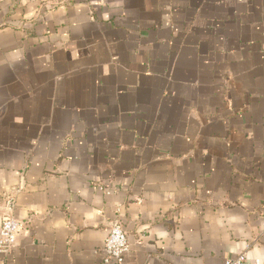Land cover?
Listing matches in <instances>:
<instances>
[{
	"label": "crops",
	"instance_id": "crops-1",
	"mask_svg": "<svg viewBox=\"0 0 264 264\" xmlns=\"http://www.w3.org/2000/svg\"><path fill=\"white\" fill-rule=\"evenodd\" d=\"M8 213L0 264L264 262V0H0Z\"/></svg>",
	"mask_w": 264,
	"mask_h": 264
},
{
	"label": "built area",
	"instance_id": "built-area-1",
	"mask_svg": "<svg viewBox=\"0 0 264 264\" xmlns=\"http://www.w3.org/2000/svg\"><path fill=\"white\" fill-rule=\"evenodd\" d=\"M9 212L15 207L12 198L7 201ZM23 228V222L8 213L0 226V254H8L17 241V237ZM104 252V264H124L127 253L130 250V241L123 224L116 220L112 223L109 233L101 248ZM223 264H264L259 259H251L246 254H240L234 258H227Z\"/></svg>",
	"mask_w": 264,
	"mask_h": 264
}]
</instances>
